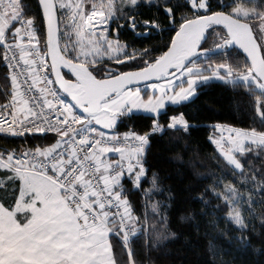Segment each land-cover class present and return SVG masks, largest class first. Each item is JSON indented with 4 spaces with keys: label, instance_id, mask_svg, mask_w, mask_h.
Masks as SVG:
<instances>
[{
    "label": "trees",
    "instance_id": "1",
    "mask_svg": "<svg viewBox=\"0 0 264 264\" xmlns=\"http://www.w3.org/2000/svg\"><path fill=\"white\" fill-rule=\"evenodd\" d=\"M232 1L222 0L221 3L228 6L220 10L216 0H212L211 11L233 15ZM19 2L21 7V0ZM147 2L140 0L137 6L125 10L127 15L157 22L163 31L147 39L128 35L126 40L137 49L138 55L123 63L124 70L143 68L144 61H154L164 54L177 28L193 15L185 0ZM23 4L25 15L21 18L32 24L43 53H46L40 6L37 0H23ZM166 7L174 15L175 29H166L170 25V18L164 14ZM257 7L263 12L264 2H258ZM59 17L61 21L60 12ZM240 19L249 22L256 34L253 19ZM60 25L62 50L72 60L64 49L61 22ZM222 38H226L222 29H212L203 48L212 50ZM4 50L5 47L0 45V107H3L6 92L10 93L9 101L15 95L4 65ZM206 59L216 64L227 62L234 68L235 65L241 68L248 65L245 57L236 50ZM247 87L250 92L243 83L212 82L198 88L192 100L177 107L170 106L157 118L144 114L119 116L115 128L119 134L144 136L156 123L165 130L150 135L144 156L147 175L141 181L140 190L135 189L127 178L123 180L124 186H119L121 192L127 189L125 195L141 220L133 229L138 235L129 245L131 256L120 240L112 236L111 250L115 253L116 264H264V191H261L264 188V148L249 149L246 154L236 156L241 169H235L210 142L217 124L264 133V120L254 107V95L262 94L254 85ZM175 114H184L191 125L187 131L176 130L179 139L186 143L185 148L167 126L169 118ZM49 136L13 138L0 134V152L46 150L60 142L59 136L55 135L54 139ZM153 174L157 177L155 187L150 182ZM19 185L17 180L9 178L5 186H0V200L12 210ZM229 187L237 190L238 207L246 228H238L220 208V195ZM153 205H156L155 209Z\"/></svg>",
    "mask_w": 264,
    "mask_h": 264
},
{
    "label": "rangeland",
    "instance_id": "2",
    "mask_svg": "<svg viewBox=\"0 0 264 264\" xmlns=\"http://www.w3.org/2000/svg\"><path fill=\"white\" fill-rule=\"evenodd\" d=\"M58 10L61 13V23H62V35H63V45L64 49L70 56L73 57V60L77 62L92 64L98 63L100 60L106 61H117L116 58L125 57V48L124 45H121L120 42L109 38L107 40H98L95 43H98L101 47L99 50L93 46L92 37L95 31L94 26L92 25L91 29L87 27V18L91 17L96 18L97 13L104 12L108 16H123L127 15L128 8H133L132 0H56ZM140 1V0H139ZM222 1V0H221ZM6 2L9 0H2L0 2V12H3L4 5H7ZM12 8H9L8 17L11 22V27L9 30V39L6 41L4 47L15 38L19 36H24L32 31V24L25 19L23 25H17L13 27V18L20 11V2L19 0H11L9 2ZM233 8L231 13L237 18L244 19H253V24L255 27L257 39L262 46H264V11H259L257 5L258 0H235L231 2ZM195 17L192 15L190 19ZM189 19V20H190ZM18 31V34L16 33ZM15 34H14V33ZM13 33V34H12ZM30 35V34H29ZM102 32H96V36H102ZM22 36V39H23ZM37 36V35H36ZM37 38V37H36ZM32 40H35V36H32ZM226 38H222L221 41L212 49H216L219 45L225 44ZM41 46V45H40ZM210 50V49H206ZM209 56H201L196 59L189 67H187L181 74L167 81L152 83L142 87L130 88L122 91L118 95L106 100L102 107L103 112L96 116L88 117L86 116V124L88 126L95 127L99 133L108 136L110 138L118 137V133L115 131L117 126L119 116L128 115L129 111L132 114H144L151 117L157 118L159 114L165 113L170 106L177 107L180 103V98L183 93H193L197 91L201 86L207 85L212 82H221V83H230L225 81H220L217 78H212L206 83H201L202 80L208 79L213 76L211 71L212 68L217 65L211 60L206 58ZM45 58V56H44ZM229 64V63H228ZM48 65V62H46ZM236 69L239 72H247V67H239L237 65ZM233 78L239 80V76L235 73ZM239 83L245 84L244 81ZM193 84L195 89H193ZM247 85H254L257 89L256 84L252 81H248ZM190 89H192L190 91ZM15 96L19 98V95L13 86ZM21 100V99H20ZM74 108V107H73ZM178 114L173 115L172 117L177 116ZM175 123V120H173ZM158 126V123H156ZM228 127L229 125H223ZM160 127V126H159ZM232 127V126H229ZM161 129H164L161 127ZM237 129V128H235ZM165 130V129H164ZM174 138L181 143L183 148L186 147V143H183L177 135L176 130H184L182 127L170 128ZM235 135L231 147L233 149L243 148V154H246L249 149H259L264 148V133L248 132V131H239ZM227 135V133H225ZM219 133L216 129L212 132L211 138H218ZM251 141H255L252 143ZM59 144V143H58ZM148 144L143 143V147L147 148ZM216 146V145H215ZM219 147V143H218ZM217 147V149H219ZM224 152L233 155L240 156L238 152L233 154L229 152L228 141L223 142ZM220 150V149H219ZM112 154H118V151H106ZM141 154L140 152H137ZM132 154V153H131ZM242 154V155H243ZM4 161L0 160V168H7ZM28 175L21 176L18 174V177L23 183V189L21 194V204L32 212L33 215V224L40 226L39 231L43 235V238L47 244L51 243L53 246L58 243V246L63 251H67L68 255H72L77 258L78 255L84 257L86 264H110V253L108 251L99 249L96 247V242H92V231L97 230L96 228L85 229L79 224L77 219L76 212H73L71 208H67L66 212H62L54 203L56 198L60 195L61 189L59 186L50 178L35 174L32 175L31 179L28 178ZM2 186V182H0ZM50 190L54 193L55 197L53 200H48L45 195H43V190ZM224 194H221L220 208L223 213H226L228 218L235 224V221L232 220L229 216V208L225 203L224 196L228 194V189ZM116 198L125 205V200L116 196ZM67 199V198H66ZM230 199L235 200L236 203L232 205V208L240 210L239 206V197L238 195L230 197ZM68 200V199H67ZM126 209V208H125ZM127 211V210H126ZM66 214L72 216V220H67ZM126 214V212H125ZM111 217L109 215L105 216L107 219V225H91V226H100L105 229L104 233L107 235L108 231L119 233V227L116 224H111ZM236 225V224H235ZM238 228L239 226L236 225ZM242 228V227H240ZM102 232L103 229H98ZM114 237H117L114 235ZM105 247H107V241H105ZM91 245V246H90ZM128 251V249H126ZM93 252H98L99 254L93 256Z\"/></svg>",
    "mask_w": 264,
    "mask_h": 264
},
{
    "label": "built area",
    "instance_id": "3",
    "mask_svg": "<svg viewBox=\"0 0 264 264\" xmlns=\"http://www.w3.org/2000/svg\"><path fill=\"white\" fill-rule=\"evenodd\" d=\"M29 34L24 35L23 43L11 41L4 50V65L7 64L13 85L24 103L23 113L35 122V126L32 122H26L27 128L18 131L54 129L55 135L62 141L46 155L40 150L21 149L15 152V160L11 158L12 152H7L9 155L6 160L19 163L25 170L32 168L39 174L50 177L60 187L70 207L82 212L88 225H107L109 221L104 215H109L111 224H116L120 230L126 209L109 191L97 156L105 151L140 152L148 133L144 136L122 134L114 139L99 133L95 127L88 126L86 116L73 108L56 88L40 43L37 39L32 40V36L37 37L33 28ZM11 128L12 125L7 126V130L10 131ZM163 131L160 128L155 133ZM151 134L153 133L150 132ZM22 152L26 155L21 156ZM126 171V166L119 165L113 167L107 176L114 180L125 175ZM88 194L98 200L102 213L90 203ZM129 245L123 246L129 249Z\"/></svg>",
    "mask_w": 264,
    "mask_h": 264
},
{
    "label": "water",
    "instance_id": "4",
    "mask_svg": "<svg viewBox=\"0 0 264 264\" xmlns=\"http://www.w3.org/2000/svg\"><path fill=\"white\" fill-rule=\"evenodd\" d=\"M185 1L191 5V8L198 9V11H193L195 17L178 27L168 50L164 54L152 62H147L143 68L123 73L118 72V75L114 77L98 79L89 66L73 61L64 54L60 39L61 25L57 1L40 0L45 30L46 57L58 91L78 111L91 117L101 114L103 103L122 91L175 78L201 56H212L236 50L246 59L238 44L244 45L252 52L257 58L255 67L264 70V61L259 59V50L257 49L258 39L249 22L226 12H204L202 11L203 0ZM96 18L100 22L101 17L96 15ZM91 22L92 18L88 17V29L92 28ZM215 28L224 31L226 43L219 45L214 50H206L203 47L208 40L209 32ZM246 61L249 64L247 59ZM111 70L108 69V71ZM67 76L72 79H68ZM194 97L193 94L182 96L180 104H184ZM181 101L184 102L181 103ZM218 152L234 166L240 165L235 156L226 152L221 153L219 149Z\"/></svg>",
    "mask_w": 264,
    "mask_h": 264
},
{
    "label": "snow or ice",
    "instance_id": "5",
    "mask_svg": "<svg viewBox=\"0 0 264 264\" xmlns=\"http://www.w3.org/2000/svg\"><path fill=\"white\" fill-rule=\"evenodd\" d=\"M0 2H2V0H0ZM9 2H11V0H9ZM233 2H235V0H233ZM258 2H264V0H258ZM133 6H137L139 3V0H132ZM147 3H153V0H148ZM204 3V7L202 9V11L204 12H210L211 11V4L213 3L212 0H203ZM216 4L218 6V8L220 10H222L224 7H227L228 5L221 3V0H216ZM37 5L41 7V13H42V6L40 5V0H37ZM26 6L23 4V0H21V8L20 11L17 15L14 16L13 18V27L17 26V25H23L24 21L21 19V17H23L25 15L23 9ZM186 7L191 8V5L186 4ZM192 11H198V9L195 8H191ZM164 14L166 16H169V24L172 25L175 23V19H174V15L171 11L168 10V8L166 7L164 9ZM98 16L101 17L100 22L97 23L96 19L93 18L92 20V25L94 26V33H93V37H92V42H93V46L96 47L98 50L101 47L98 43H95V41L98 40H107L109 38H114L117 41L119 40V31L120 29L124 28V24H120L116 29H115V35H113V29L111 28V22L113 19H115L116 17L113 16H108L106 13L104 12H99L97 13ZM139 27H143L144 29H149V28H154L155 25L153 23V21L148 20L146 22H143L141 25H139ZM129 30L136 32L137 36H140L141 33L139 31H137V26H136V21L134 18H129ZM161 31H163V29H161ZM96 32H102L103 35L102 36H96ZM144 36L148 35V32L145 31L143 33ZM229 47L231 46L230 44L228 45ZM238 47H240L242 49V51L244 52L246 59L249 61V64L246 65V67H248V71L247 72H239L236 68L232 67L230 64H228L227 62L224 63L223 65H217L216 67L212 68L211 71L213 73V76L208 78V79H204L201 81V83H206L208 82L210 79L212 78H217L220 81H225V82H230V83H239L241 80L245 82V87L247 88V92H250L251 89L247 87V82L248 81H252L254 84H256L257 86V90L259 93H261L262 95L260 96H255L254 95V99H255V109H256V113L260 116L261 120H264V70H260L257 67H255L256 64V56L250 52L244 45L242 44H238ZM124 48L125 50L127 49V43L125 42L124 44ZM257 49L259 50V59L261 61H264V46H262L260 44L259 41H257ZM5 66L7 67V64H5ZM236 74L237 76H239V80L234 79L233 78V74ZM193 89H195V85L193 84ZM192 89H190L191 91ZM10 95V93H5V100H4V104L3 107H0V134L4 135L5 137H33V136H37V134L40 135H46V134H51L49 137L50 138H55V130H48V129H41L40 131L37 132H33L31 130H21L18 131V129H25L27 128V123L26 122H32L35 126V122L31 121L30 116H26L24 113H20L19 116L16 115L15 113V109L13 107V105L18 104V101H9L8 96ZM197 95V91H193V96ZM184 101H181V103ZM131 111H129L128 115H131ZM173 120H175V123H173ZM8 125H12L11 130H7V126ZM169 128H177V127H182L185 131H187L191 125L189 124V122L187 121L186 117L184 114H178L175 117H170L169 118V123L167 125ZM160 127H157L156 124L153 125V128L151 129V133H155L157 132ZM214 128L218 131L219 133V137L218 138H210V142L214 143L216 145V147H218V143H219V149L220 152L223 153L224 147H223V142L225 140L228 141L229 144V152H232L233 154H235L236 152H238L239 154H243L244 149H233L231 147L233 140L235 138L236 133L238 132L237 129H235V127H224L223 125L217 124L214 126ZM239 131H248V132H252L254 130L252 129H248V130H239ZM225 133H227V135H225ZM150 142V133H148L145 137V144H148ZM252 143H255V141H251ZM9 153L7 152H0V160H4L8 157ZM21 156H25L26 153L22 152L20 154ZM144 156H145V148L141 149V154H140V158L134 157V159L136 160L135 165H133L130 169L127 170L126 174L122 176L120 184L122 186H124L123 184V180L125 178H127L131 184L133 185V187L137 190H140V186H141V181L143 178H146L147 175V169L145 167V160H144ZM11 158L13 160L17 159L16 153L13 151L11 153ZM235 169H241V166L239 164H236ZM0 170H3L5 172H11L12 170L10 168H0ZM151 184L153 185V187L156 186L157 183V177L155 174H153L152 179H151ZM127 191L126 188L123 189V191L121 192V197L125 199V205L124 207L126 208V216L124 218V223L119 231V233L117 232H113L111 230L108 231L107 236H106V241H107V247H105V244L103 242L97 241L96 242V247L105 251H108L110 253V264H116V259H115V253L114 251L111 250V238L112 236H117L118 239H120L121 244L124 246H127L128 244H130L136 237V235H138L137 232H134V226L139 225V222L141 220V217L135 214V210L133 208V205L131 204V202L129 201V199L127 198V196L125 195V192ZM261 191H264V188L261 189ZM237 195V190L234 188L229 187L228 190V194L224 196V200L226 205L229 208V216H231L232 220L235 221V224L240 227L246 228L247 224L245 223V218L242 214L241 211L236 210L234 208H232V205H234L236 203L235 200L230 199V197L232 196H236ZM218 198H219V193L217 194ZM241 200H243V197L241 196ZM156 208V205H153V209ZM250 211V209H249ZM91 246V245H90ZM98 252H93L92 255L96 256L98 255ZM128 254L129 256H131V250L128 249Z\"/></svg>",
    "mask_w": 264,
    "mask_h": 264
},
{
    "label": "crops",
    "instance_id": "6",
    "mask_svg": "<svg viewBox=\"0 0 264 264\" xmlns=\"http://www.w3.org/2000/svg\"><path fill=\"white\" fill-rule=\"evenodd\" d=\"M6 4L7 5H4L3 7L4 11L0 12V45L3 46L9 39V30L11 27L8 12L9 8L12 7L9 2H6ZM16 33L18 34V31ZM22 36L15 38L13 41L23 43ZM35 39L37 38L35 37ZM11 101L19 102L18 104L13 105L17 115L24 112L25 106L22 100L18 99V97L14 95V98H12ZM120 135L122 134L118 133V136ZM59 141L61 142L62 139ZM56 145L40 151L42 154L46 155L52 151V148ZM118 153L119 155L105 151L97 156V161L101 172L106 176L109 191L111 194L121 198V189L119 186L122 177L111 180L108 178L107 174L113 167L119 165L126 166L127 170L130 169L136 163L134 157L140 158V154L122 151H118ZM1 161H4L5 165H7L6 167L12 170L10 173L0 170V182H2V186H5L7 179L9 178L17 180L20 185L19 194L13 210L6 207L2 200H0V264H86L84 257L78 255L75 259L74 256L68 255L66 250L63 251L60 249L58 243L54 246L51 243L47 244L43 235L39 231L40 226L32 223L34 222L32 212L29 211L25 205L21 204L23 183L18 177V174L20 173L21 176L30 174L28 175V178L31 179L32 175L39 173L32 168L25 170L19 163L17 164L12 161L8 162L6 159ZM43 176L48 179L50 178L46 175ZM42 193L48 200H53L55 197L54 193L50 190L45 189ZM56 199L57 200H55L54 203L62 212H66L68 207L71 208L62 191H60V195ZM88 199L90 203L96 206L102 213V210L98 206V200L90 194H88ZM72 210L73 212H76L79 224L83 228L88 229L93 227L97 229L91 233L92 242L100 241L105 243V238L107 236L104 233L105 229L100 226L88 225L80 210ZM66 217L68 221H73L71 215L66 214ZM99 228L103 229L102 232L98 230Z\"/></svg>",
    "mask_w": 264,
    "mask_h": 264
},
{
    "label": "flooded vegetation",
    "instance_id": "7",
    "mask_svg": "<svg viewBox=\"0 0 264 264\" xmlns=\"http://www.w3.org/2000/svg\"><path fill=\"white\" fill-rule=\"evenodd\" d=\"M199 4V3H198ZM212 7V4H211ZM193 12V11H192ZM210 13H213L212 11H210ZM193 15H195V13L193 12ZM116 18L112 20L111 22V28L113 29V35H115V29L120 25V24H124V28L120 29L119 31V40L118 42H120L121 45H124L125 42L127 43V49L125 50V57H119L116 58L117 61L113 60L112 61H106V60H100L98 63H92V64H86L87 66H89L92 70V72L96 75V77L98 79H104L106 77H114L116 75H118V72L123 73V72H127L128 70H124L125 69V65L123 64L124 62H129L133 59H135L138 55L137 54V49L133 48V46L130 44V42H128L127 36L128 35H132L134 38H153L156 37L157 35H159L162 31H161V26H159V24L157 22H153L155 27L154 28H149V29H144L143 27H139V25H141L143 22H146L140 18H137L136 16H131V15H126L125 17L123 16H115ZM134 18L136 21V26H137V31H139L141 33L140 36L136 35V32L129 30V18ZM175 29V25H168L166 27V29ZM178 29V28H177ZM147 31L148 35L144 36L143 33ZM257 36V35H256ZM114 39V38H112ZM116 40V39H114ZM117 41V40H116ZM73 60V59H72ZM76 61V60H73ZM77 62V61H76ZM147 62H152V61H144V67L146 66ZM81 63V62H79ZM85 64V63H83ZM103 64V65H102ZM108 69H112L111 71H108ZM68 79H72L70 76H67ZM193 93H188L185 92L183 93L182 96H189L192 95ZM181 96V97H182ZM182 104L179 103L178 106H180Z\"/></svg>",
    "mask_w": 264,
    "mask_h": 264
}]
</instances>
